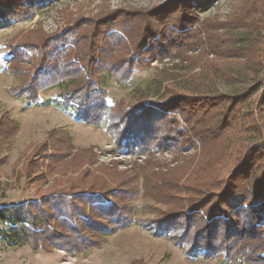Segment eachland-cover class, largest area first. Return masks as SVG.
I'll use <instances>...</instances> for the list:
<instances>
[{
  "label": "trees",
  "instance_id": "obj_1",
  "mask_svg": "<svg viewBox=\"0 0 264 264\" xmlns=\"http://www.w3.org/2000/svg\"><path fill=\"white\" fill-rule=\"evenodd\" d=\"M51 1L0 0V23L32 19ZM191 5L169 0L105 10L52 34L29 30L9 46L7 71L24 79L9 94L32 104L59 87L55 105L64 112L89 126L108 121L112 154L146 156L136 165L145 195L171 205L151 221L154 233L189 255L264 264V0H242L228 21L201 19ZM167 59L189 70L182 92L126 108L119 102L108 115V76L123 85ZM169 71L160 72L162 80L176 79ZM16 132L14 120L0 118V154ZM197 148V158L186 157ZM168 151L180 154L175 166L155 169L154 155ZM117 172L116 161L97 165L94 148H76L66 131L49 130L25 157L21 176L37 189L53 185L34 200L1 206L0 223L8 225L0 237L33 252L79 256L99 248L133 222L137 174Z\"/></svg>",
  "mask_w": 264,
  "mask_h": 264
},
{
  "label": "rangeland",
  "instance_id": "obj_2",
  "mask_svg": "<svg viewBox=\"0 0 264 264\" xmlns=\"http://www.w3.org/2000/svg\"><path fill=\"white\" fill-rule=\"evenodd\" d=\"M169 0H52L39 5L32 19L0 23V118L9 117L17 123V132L8 146H4L1 157L4 163L0 166V207L22 201L34 200L40 193L46 192L50 186L37 189L35 184H29L21 176L22 163L31 149L46 139L51 129L64 130L71 137L76 148H94L97 154V165L117 162V173L127 176L137 174L132 188H136L137 196L129 203L133 222L121 229H116L105 236V241L99 248H94L85 255L70 256L64 251L52 253L33 252L27 245L10 246L0 237V264H225L224 258L218 254L211 259H205L201 254H187L182 247L172 243L164 234H156L150 227L151 221L170 208V204L155 202L145 195L142 189L143 176L136 165H143L146 156L135 154H112L113 139L107 132L108 121L99 126H89L75 119L70 113L64 112L55 105V101L63 93L59 87H54L40 93L36 103L27 104L22 100L13 99L9 91L22 85L24 79L15 77L7 71L9 46L29 30L40 28L43 32L52 34L61 31L78 18H87L105 10L118 8L150 9L164 5ZM193 4V9L201 19L228 21L230 14L241 4L242 0H185ZM197 6V7H196ZM208 60L215 57L208 54ZM228 61V60H227ZM223 62H226L224 60ZM177 65V66H175ZM170 70L173 80H162L160 72ZM197 71V70H196ZM189 70L178 60L154 61L150 67L135 71L131 79L123 85L115 82L113 77L106 78V103L114 113L119 107L135 105L139 101H163L170 91L182 92L184 86L179 84L187 77ZM107 115V116H108ZM48 147V151H49ZM198 148L189 151L187 158L198 157ZM180 155V154H179ZM175 151L156 153L152 158L155 169L175 166ZM184 158V157H183ZM45 165V164H44ZM77 173L61 177L66 180L74 178ZM96 173L94 167L89 168ZM166 169V168H165ZM151 170V169H149ZM52 180L50 178L49 182ZM6 223L0 227L7 229Z\"/></svg>",
  "mask_w": 264,
  "mask_h": 264
}]
</instances>
